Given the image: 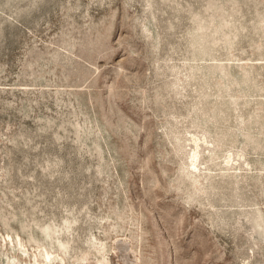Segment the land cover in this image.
Masks as SVG:
<instances>
[{
    "label": "rangeland",
    "instance_id": "1",
    "mask_svg": "<svg viewBox=\"0 0 264 264\" xmlns=\"http://www.w3.org/2000/svg\"><path fill=\"white\" fill-rule=\"evenodd\" d=\"M0 264H264V0H0Z\"/></svg>",
    "mask_w": 264,
    "mask_h": 264
},
{
    "label": "bare ground",
    "instance_id": "2",
    "mask_svg": "<svg viewBox=\"0 0 264 264\" xmlns=\"http://www.w3.org/2000/svg\"><path fill=\"white\" fill-rule=\"evenodd\" d=\"M196 145H197V143H196ZM198 148V147H197ZM196 152V151H195ZM197 153H194V156H193V166H195L196 165V163H197Z\"/></svg>",
    "mask_w": 264,
    "mask_h": 264
}]
</instances>
